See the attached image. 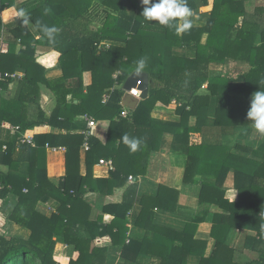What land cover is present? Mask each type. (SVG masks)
Instances as JSON below:
<instances>
[{"label":"trees","instance_id":"trees-1","mask_svg":"<svg viewBox=\"0 0 264 264\" xmlns=\"http://www.w3.org/2000/svg\"><path fill=\"white\" fill-rule=\"evenodd\" d=\"M93 1L42 0L28 10L29 25L35 27L39 21L59 28L54 45L36 27L38 37L19 19L15 27L4 26L0 17V31L11 26L7 30L13 40L0 55V72L22 75V79L0 81V129L2 125L15 128L7 141L0 140V200L18 197L9 221L30 232L28 239L0 233V264H106L108 250L92 246L96 238L106 235L127 263L137 260L145 249L154 252L159 264H188L190 257H195V264H240L229 258L240 248L253 254L243 264H264V162L250 157L264 154V142L253 150L243 140L251 124L247 119L251 97L264 90V7L252 10L255 0H214L205 23L177 35L174 29L146 21L140 0H96L102 6L92 14ZM207 1L187 0V4L195 11ZM14 5L15 0H0V14ZM45 8L50 9L47 15ZM95 19L99 25L92 29ZM49 51L59 54L62 71L59 79L50 81L36 62L40 53ZM142 57H147L148 96L139 100L130 116L122 118L124 92L119 85ZM231 63L245 69L232 76L226 69ZM117 72L121 74L114 80ZM85 73L92 77L87 87L83 85ZM205 83L208 95L199 94ZM10 85L14 91L8 90ZM41 85L56 99L49 116L39 104ZM105 94L109 98L103 103ZM173 100L179 104L172 107L176 120L151 116L155 109L171 107ZM77 114L109 122L105 143L92 135L72 134ZM41 125L66 134L33 135V129ZM125 135L140 140L137 151L131 152L123 142ZM21 138H32L34 145L22 143ZM85 144L82 175L80 149ZM54 147L65 150L64 173L57 187L46 168ZM153 152L184 159L183 184L199 187L198 202L208 208L203 216H186L179 227L156 226L144 234L153 209L170 214L177 208L178 192L160 186L154 197L130 201L126 196L122 205L105 206L104 211H114L110 224L99 217L90 220L85 195L110 196L130 177H144ZM101 159L111 161L114 168L106 179L93 177V167ZM23 164L28 165V172L21 170ZM230 170L238 193L236 202L226 199L223 190ZM131 191H136L134 186ZM48 201L58 203L56 211L50 216L37 212V205ZM135 202L134 230L127 237L126 215ZM210 214L214 244L205 256L207 242L200 246L194 237ZM141 231L142 237L138 235ZM238 232L243 233V245L234 247L231 241ZM58 243L73 248V257H57Z\"/></svg>","mask_w":264,"mask_h":264},{"label":"crops","instance_id":"crops-1","mask_svg":"<svg viewBox=\"0 0 264 264\" xmlns=\"http://www.w3.org/2000/svg\"><path fill=\"white\" fill-rule=\"evenodd\" d=\"M42 2V0H15V5L11 8H8L4 10L0 17L2 19V22L5 25H14L15 22L18 20L17 13L19 9L23 8L27 12L28 10L33 7L34 5ZM213 2L214 0H208L207 5L202 6L198 8L195 11H192L193 15L191 17L193 23L196 24V22L205 23L207 19L210 16V13L213 9ZM264 2V0H255L252 2V5L258 4L259 6H262L261 4ZM92 9L90 12L95 13L96 10L101 9L100 6H102L98 1L94 0L92 2ZM246 6V5H245ZM251 6V5H250ZM209 10H206L208 9ZM264 7V6H263ZM96 18V16H95ZM203 21V22H202ZM14 23V24H13ZM98 22L95 19V25L92 23L90 26L92 29H94V26L97 27ZM13 27V26H12ZM8 28H11V26H8ZM27 28L30 30V32L35 36L38 37L39 34L35 27L32 25H27ZM6 29V27H3L0 31V55L5 54L10 44L13 42L10 32ZM206 36L202 37L201 42L205 43ZM18 50V43H16ZM59 54L55 51H49L40 53L39 57L37 58V63L43 66L45 70V79L46 80H54L59 79L62 76V71L59 67ZM19 79H22V75ZM92 83V77L90 73H85L83 76V85L85 87L91 85ZM205 86L206 93L202 95H208L207 85L206 83L201 87L203 88ZM14 91V85H10L8 90ZM201 90V89H200ZM199 90V91H200ZM86 92V91H85ZM40 99L39 104L41 108L44 110V112L49 116L52 110L54 109L56 105V99L53 95V93L47 89L45 86L41 85L40 90ZM199 94H201L199 92ZM70 98V96L67 97V100ZM123 101V99H122ZM121 101V103H122ZM78 101L74 100V103L76 104ZM173 106L162 109L158 108L155 109L151 116L157 120L161 121H172V116H176ZM177 117V116H176ZM109 122L108 121H95V127L90 131V135L98 138L102 143H105L106 136H107V130H108ZM15 130L12 129L10 126L2 125L0 129V140L7 141L10 136L14 133ZM87 129V122L85 121V116H82L80 114H77L75 116V123L71 126V132L72 134H79V135H85ZM57 134H66L65 130H59L58 128H52L47 125H41L39 127H35L33 129V135H57ZM239 139V136H238ZM244 143L247 146H250L253 150H256L261 147L262 143L264 142V136L259 135V133L254 129L253 124L251 122L250 127L248 128V131H246ZM64 148L63 147H54L51 149L50 153L47 156L46 160V168L49 173V180L51 183H53L54 186H58L60 182V177L64 173ZM87 149L83 146L80 149V173L82 175L85 174V153ZM237 155L246 156L242 153H236ZM251 159L258 161L260 163L264 162V154L259 155H251ZM3 171L6 170V167L1 168ZM21 170L23 172H28V165L23 164L21 167ZM109 172L107 167L96 165L93 167V177L96 179H106L109 177ZM183 176H184V159L179 158L176 156H171L167 153L163 152H153L150 155L149 163L147 167V173L144 177H138L137 179H133L132 182L127 181V183L120 189H116L113 194L110 196H104L97 193H88L84 197V201L90 206L91 212L90 213V220H96L98 217L102 218V221L105 225L110 224L113 217V212L110 211H104L105 206L110 205H122L125 197L128 196L129 198L127 200L133 201V198H138L141 196L146 197H154L157 195L159 191L160 186L167 187L171 190H175L178 192V199H177V208L176 210L169 211L168 212H162L158 213L157 209H153L152 212L149 213V217L146 219L145 228H143L144 234L147 230L151 231V229H156V226H159V229L163 228L164 226H167L168 224L172 225L173 227H179L181 219L183 217H201L203 216L202 213H204L207 206H199V202L197 198V194L199 191L198 186H192V185H184L183 184ZM233 178L234 173L233 170H230L227 174V177L225 179V182L223 184V190L225 191V198L228 199L230 202H236L238 199V193L234 189L233 186ZM132 186L135 187L136 191H131ZM135 192V193H134ZM134 193V194H133ZM196 201V205L192 206L189 202ZM18 203V197L15 195H9L5 200H0V219L2 221L1 229L5 231V235L10 237H19L23 239H28L30 236V232L26 229H23L14 223L9 221V216L12 213L14 207ZM58 207V203L56 201H48L45 203H39L36 207L37 212H39L42 215L50 216L52 213L56 211V208ZM138 212V206L136 202L130 206L128 209L126 220H128V223L125 225L128 229L126 236H129V233H133V224L132 220L136 213ZM9 213V214H8ZM210 213V209H209ZM153 214L159 215L155 220H152L151 216ZM212 214V213H211ZM211 214L206 216L204 221L199 224L197 231L195 233L194 239L200 243L201 242H207V249L205 256H209L210 252L212 251V247L214 244L213 239L210 236L211 232ZM7 215V216H6ZM169 226V225H168ZM143 231H141L138 235L140 237L143 236ZM113 232H116V229L113 230ZM242 235V236H241ZM238 236V237H237ZM251 236H253V233H251ZM234 241V242H233ZM243 233H237L235 235V238L233 237L231 244L236 246H242L243 245ZM128 243V238L125 239V244ZM93 247L96 248H105L108 250V255L106 259V264H159V261L157 257H154L153 251H144L140 254V256L135 261H131L127 263L125 259L121 258V251L113 247L111 238L106 235L104 237L96 238L92 244ZM153 252V254H151ZM73 248L67 247L63 244H56L55 246V255L60 258H71L73 257ZM230 260L232 262H239L240 264H243L246 260H249L253 258V254L251 253H245L244 251H240V248L235 250L234 253L230 255ZM134 262V263H133ZM188 264H195L196 262L195 257H190L188 260Z\"/></svg>","mask_w":264,"mask_h":264},{"label":"clouds","instance_id":"clouds-1","mask_svg":"<svg viewBox=\"0 0 264 264\" xmlns=\"http://www.w3.org/2000/svg\"><path fill=\"white\" fill-rule=\"evenodd\" d=\"M143 11L141 15L146 21H155L161 26L174 29L176 34L189 31L193 26L191 19L193 13L187 4V0H140ZM50 9L45 8L44 14L47 15ZM17 18L23 25L30 24L29 13L21 8L17 13ZM36 29L47 38L51 44L56 43L59 28L55 25L48 26L39 21L36 22ZM147 66V57H142L136 61L134 75L140 77L145 72ZM247 119L252 122L254 129L259 135L264 136V90H258L253 93L250 101V107L247 112ZM123 142L128 146L131 152H135L140 147V140L123 137Z\"/></svg>","mask_w":264,"mask_h":264},{"label":"built area","instance_id":"built-area-1","mask_svg":"<svg viewBox=\"0 0 264 264\" xmlns=\"http://www.w3.org/2000/svg\"><path fill=\"white\" fill-rule=\"evenodd\" d=\"M120 74H121L120 72L115 73L114 76H113V79L114 80H117V78H118V76ZM20 77H21V75H19V74H15V73H11L10 74V73H1L0 72V81H2L4 79H16V78L19 79ZM124 83H125V81L121 85H119V87L121 88V90L124 92L123 98H124V96L126 94H129L131 97H133V98H135L137 100H141L140 98H141L142 92L139 89L140 82H138L137 85H136V87L133 88V89H131L130 91H126V90L123 89ZM116 87H118V84H116L115 88ZM111 90H113V88ZM1 92H2V89L0 87V94H1ZM108 98H109V94H105L103 96V101L102 102L103 103H106L107 100H108ZM121 105L123 107L122 112H121V117L122 118H127L128 116H130L132 110L129 109V108H127L122 103H121ZM171 106H179V104H177L176 101L173 100L171 102ZM85 121L87 122V129H88V131L85 134V137L87 138V137L90 136V133H91L90 131L95 127V121L93 119L87 117V116H85ZM21 142L22 143L30 144L32 146L34 145L32 138H21ZM46 147H48V145H46ZM84 147H85V149H88L87 144H85ZM98 165L105 166L110 171L114 170L113 165H112L111 161H109V160L101 159V160H99ZM128 180L130 182H132L133 181V178L130 177Z\"/></svg>","mask_w":264,"mask_h":264},{"label":"water","instance_id":"water-1","mask_svg":"<svg viewBox=\"0 0 264 264\" xmlns=\"http://www.w3.org/2000/svg\"><path fill=\"white\" fill-rule=\"evenodd\" d=\"M20 72H24V70H20ZM140 82L139 89L141 90V100L146 99L148 96V87H149V77L147 73H143L142 76L137 77L132 73L125 81L123 89L126 91H130L135 88L137 83ZM139 100L131 97L129 94H126L123 98L122 104L127 108L134 110L138 104Z\"/></svg>","mask_w":264,"mask_h":264},{"label":"rangeland","instance_id":"rangeland-1","mask_svg":"<svg viewBox=\"0 0 264 264\" xmlns=\"http://www.w3.org/2000/svg\"><path fill=\"white\" fill-rule=\"evenodd\" d=\"M262 6H264V2L261 4ZM256 7H259V5L258 4H256V5H251V8H252V10L254 9V8H256ZM206 10H209V7H208V9H206ZM203 22V21H202ZM194 23V22H193ZM201 24V22L199 23V22H196V24L195 25H200ZM79 29V28H78ZM226 69H228V71L230 72V74L232 75V76H234V75H236L238 72H241V71H243L244 69H245V66H242V65H239V64H234V63H231V64H229L228 65V67L226 68ZM134 73V72H133ZM201 94H204V93H206V90H205V86L203 87V88H201V90L199 91ZM176 116H172L171 117V119H173V120H176ZM12 129L14 130L15 128L14 127H12ZM197 199V198H196ZM190 204H192V206H195L196 205V201L194 200V202H189ZM199 206H202V205H200L199 204ZM9 214V213H8ZM7 216V215H6ZM1 225H2V221H1V219H0V233H5V231H3V229H1ZM171 226H168L167 228L169 229ZM238 233H240V232H238ZM6 234V233H5ZM242 236V235H241ZM238 237V236H237ZM234 238H235V236H234ZM234 242V241H233Z\"/></svg>","mask_w":264,"mask_h":264}]
</instances>
